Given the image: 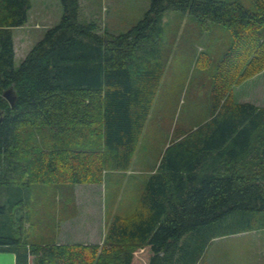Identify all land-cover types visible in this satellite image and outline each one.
<instances>
[{"label": "trees", "instance_id": "1", "mask_svg": "<svg viewBox=\"0 0 264 264\" xmlns=\"http://www.w3.org/2000/svg\"><path fill=\"white\" fill-rule=\"evenodd\" d=\"M32 1L0 0V190L113 181L117 196L165 75V13L221 24L234 45L214 75L209 119L179 131L142 186L140 176L129 179L137 204L108 219L102 243L31 242L15 217L31 196L0 201V246L16 249V264H29V254L33 264H196L216 237L210 226L240 214L233 225L245 232L257 213L264 225V108L232 97L234 85L264 69V0H249L253 8L243 0H150L118 34L84 22L81 0H60L59 23L16 67L13 30L28 22ZM238 54L248 58L243 71Z\"/></svg>", "mask_w": 264, "mask_h": 264}, {"label": "rangeland", "instance_id": "2", "mask_svg": "<svg viewBox=\"0 0 264 264\" xmlns=\"http://www.w3.org/2000/svg\"><path fill=\"white\" fill-rule=\"evenodd\" d=\"M243 1L249 8H253L249 0ZM149 6L150 0H82L84 12L82 18L86 22L88 18L95 20L96 17L101 33L108 31L118 34L134 26L144 16ZM62 13L60 0L32 1L28 22L13 30L16 67L43 38L45 31L59 23ZM163 20L165 75L146 125V131L151 132L150 139L155 140L157 148L161 143H167L175 135L177 136L180 130H190L209 119L214 75L217 69L220 70L218 67L220 62H224L229 49L234 45L231 31L221 24L202 25L190 14L179 11H168ZM258 30L253 33L259 32ZM261 33L264 35V28L261 29ZM245 55H237L240 59L236 58L238 63L236 71L244 70L248 60ZM235 86L237 88L234 92ZM257 87L258 83L255 80L247 78L241 84L234 85L232 93L234 92V97H241L240 100H251ZM6 93L10 99L14 98L11 91ZM140 146L141 143L136 149L135 156L139 155ZM159 156V153L148 155L151 166L155 167ZM145 168V163L136 162L132 170L148 176L150 171H146ZM250 168L252 169V166ZM2 187L0 201L5 204L19 197L25 199L31 196L30 203L17 205L20 209H16L15 217L21 221H17L16 224L21 222L24 226L22 231L27 234L29 240L41 244L102 243L103 230L105 226L107 227L108 218L111 213L117 211L113 212L111 208L109 209V203L113 206L119 205L118 211L122 214L130 213L137 204V193L124 186L118 187V190L119 193L121 189L125 193L127 191V195L123 196L124 193L118 197L110 193L114 192L116 186L103 184L77 186L61 183L36 184L23 190ZM261 216V213H257L253 228L245 232H239L241 229L233 225L243 219L240 214L230 216L223 222L217 223L218 225L210 226L209 236L216 237L212 238L208 249L200 258V260L204 259L202 264L206 262L211 264L217 259H219L218 264H256L257 237L254 228L259 225L258 219ZM248 244L252 245L247 246Z\"/></svg>", "mask_w": 264, "mask_h": 264}, {"label": "crops", "instance_id": "3", "mask_svg": "<svg viewBox=\"0 0 264 264\" xmlns=\"http://www.w3.org/2000/svg\"><path fill=\"white\" fill-rule=\"evenodd\" d=\"M81 2H82V0H81ZM81 14H82V17H83L84 12L82 11V6H81ZM91 20L92 19L88 18L87 21H91ZM95 20H98V19L95 17ZM248 79H253V80H255L258 83V87H257V90L255 92V95L252 96L251 100H240V99H242L241 97H239V96L238 97H234V92H235V90L237 88V86H235L234 89H233V91H234L233 92V100L235 102H238V103L249 102V103L254 104L257 107L264 108V70H262L261 72H258L256 75H254L253 77H250ZM148 121H149V119H148ZM148 121H147V123H148ZM180 131H181L180 133H182V130H180ZM150 133L151 132L148 133L146 131V126H145V129L143 131V134H142V137H141V140H140V143H141V146H140L141 149L139 150L140 153L137 156L134 155L133 160H132V164H131L128 172H127V174L130 175V177L128 178V181L125 184H124L125 181L123 183H121L122 186H124L125 188L128 187L131 190V187L129 185V179L131 177H134V179H136L139 176L140 177L138 178V181L140 182V184L142 186V184L145 183L147 177L149 175L155 173L158 170V166L160 164V159H161L160 156H162V154L165 152L166 148L170 144H172L173 142L177 141L179 138L182 137V134L177 136V137L175 135L174 138L169 140L167 143L166 142L161 143L160 145H158V148H157L155 146V140H151L150 139V136H149ZM158 153L160 154V156H159V160H158L157 164L155 165V167L151 166L150 165V159H149L148 155L149 154H158ZM146 156H147V158H146ZM136 162L141 163V164L145 163V166H146L145 169H146V171H150V174L147 176L144 173H139V172H137L134 169L132 170V167H133V165H135ZM89 184H95V183H89ZM102 184L104 186L110 185V187L111 186H116L113 183V181L110 184L109 183H102ZM75 185L77 186V185H81V184H75ZM110 187H109V191H110ZM110 193H112L115 197H118V196H122L125 192H123V189H121V192L117 196L114 194L113 191L110 192ZM125 195H127V191H126V193L123 196H125ZM112 202H114V201H112ZM110 208L113 210V212H114V210H117V211H115L114 213H111L112 215L109 216V218H108L109 220L111 218H113V216L116 215L117 213H121L122 214V212L118 211V210H120L119 209V205L113 206V205H110V203H109V209ZM130 213H126V214H130ZM109 223L110 222L107 223V227L105 226V229L103 230V235H102L103 239L105 237V234H106V231H107ZM254 232H255L256 237H257V244H256L257 245V252H256L257 258L255 260L256 261L255 263L256 264H264V248H263V245H264V243H263V241H264V225L261 224V225H258L257 227H255L254 228ZM97 236L98 235H96V237ZM89 239H90V237L88 238V240ZM97 241H98V239H97ZM250 245H252V244H248L247 246H250ZM15 250L16 249L14 247L0 246V264H16L17 263V253L15 252ZM203 261H204V259L199 260V262H197L196 264H202ZM218 261H219V259H217V261L213 262V263L218 264ZM28 262H29V264H33L34 256L29 254ZM213 263H211V264H213ZM206 264H207V262H206Z\"/></svg>", "mask_w": 264, "mask_h": 264}, {"label": "water", "instance_id": "4", "mask_svg": "<svg viewBox=\"0 0 264 264\" xmlns=\"http://www.w3.org/2000/svg\"><path fill=\"white\" fill-rule=\"evenodd\" d=\"M6 95H7V96H8V98L10 99V97H9L8 93H6ZM13 99H14V98H11L10 100H11V101H13Z\"/></svg>", "mask_w": 264, "mask_h": 264}]
</instances>
